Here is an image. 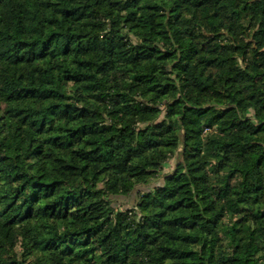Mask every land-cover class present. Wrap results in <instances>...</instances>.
<instances>
[{
	"label": "trees",
	"instance_id": "16d2710c",
	"mask_svg": "<svg viewBox=\"0 0 264 264\" xmlns=\"http://www.w3.org/2000/svg\"><path fill=\"white\" fill-rule=\"evenodd\" d=\"M0 264H264V0H0Z\"/></svg>",
	"mask_w": 264,
	"mask_h": 264
},
{
	"label": "rangeland",
	"instance_id": "374dc122",
	"mask_svg": "<svg viewBox=\"0 0 264 264\" xmlns=\"http://www.w3.org/2000/svg\"><path fill=\"white\" fill-rule=\"evenodd\" d=\"M176 164V158L173 157L171 159H169L165 164L164 167L162 169L161 174H166L171 172V170L175 167ZM162 182V178H157L156 180H154L150 185L147 186H138L135 192L132 193V195L127 196V197H118L115 199L114 201V206L116 208H128V207H132L137 199V194L140 191H145V190H149L152 186L157 185L159 183Z\"/></svg>",
	"mask_w": 264,
	"mask_h": 264
}]
</instances>
